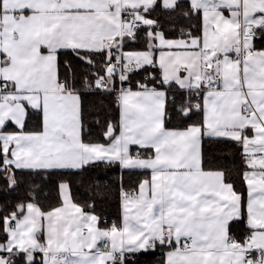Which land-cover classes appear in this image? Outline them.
<instances>
[{
    "label": "snow or ice",
    "instance_id": "1",
    "mask_svg": "<svg viewBox=\"0 0 264 264\" xmlns=\"http://www.w3.org/2000/svg\"><path fill=\"white\" fill-rule=\"evenodd\" d=\"M100 166L104 226L65 179ZM0 181V264H264V0H0Z\"/></svg>",
    "mask_w": 264,
    "mask_h": 264
},
{
    "label": "trees",
    "instance_id": "2",
    "mask_svg": "<svg viewBox=\"0 0 264 264\" xmlns=\"http://www.w3.org/2000/svg\"><path fill=\"white\" fill-rule=\"evenodd\" d=\"M163 24V30L168 38H178L179 29L175 31L171 30L168 20L165 16L159 17ZM181 25L187 26V21H180ZM140 45H132L129 49H139ZM145 73L143 71L135 74L132 77L133 83L136 80H142ZM172 127V125H168ZM213 157H220V159H227L228 166L231 169L233 179L237 183V187L241 186L240 174L244 171V163L240 155V151L235 148L233 144H221L213 145ZM121 172L120 169H104L103 166L93 168L85 171L83 174L68 175L65 179L70 183L71 193L74 201L84 206L85 211H92L93 214L101 218V226H104V221L111 224L117 221L120 216V199H119V178ZM147 173L142 170H138L136 173L129 175L127 171L124 172V183L126 186H134L136 181L142 178ZM99 181L101 189L104 190V195L95 194L97 189L92 187V183ZM58 182L57 177H53L48 183L43 185L44 192L41 193L40 199L49 204H55L58 199L56 184ZM106 186V187H105ZM0 188H3V182L0 181ZM24 190L21 189L19 193H12L10 196L5 197L0 192V201L3 199H11L13 202L18 201L20 197L24 196ZM46 194V195H45ZM95 204L94 209L89 205ZM161 256V251L158 249L155 252L140 253L137 254L134 259L128 261V264H157L158 259Z\"/></svg>",
    "mask_w": 264,
    "mask_h": 264
},
{
    "label": "crops",
    "instance_id": "3",
    "mask_svg": "<svg viewBox=\"0 0 264 264\" xmlns=\"http://www.w3.org/2000/svg\"><path fill=\"white\" fill-rule=\"evenodd\" d=\"M178 38H180V37H178ZM178 38H170V39H178ZM136 149H135V147L133 148V151H135ZM72 194V193H71ZM75 202V201H74ZM131 260V259H130Z\"/></svg>",
    "mask_w": 264,
    "mask_h": 264
}]
</instances>
